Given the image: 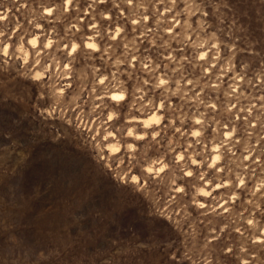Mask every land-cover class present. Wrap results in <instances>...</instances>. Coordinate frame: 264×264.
Masks as SVG:
<instances>
[{
  "label": "rangeland",
  "instance_id": "1",
  "mask_svg": "<svg viewBox=\"0 0 264 264\" xmlns=\"http://www.w3.org/2000/svg\"><path fill=\"white\" fill-rule=\"evenodd\" d=\"M0 264H264V0H0Z\"/></svg>",
  "mask_w": 264,
  "mask_h": 264
},
{
  "label": "bare ground",
  "instance_id": "2",
  "mask_svg": "<svg viewBox=\"0 0 264 264\" xmlns=\"http://www.w3.org/2000/svg\"><path fill=\"white\" fill-rule=\"evenodd\" d=\"M112 96H113V98H120L121 100H123L125 98V95L123 93H114ZM149 120L150 121L157 120L156 114H154L153 116H151Z\"/></svg>",
  "mask_w": 264,
  "mask_h": 264
}]
</instances>
